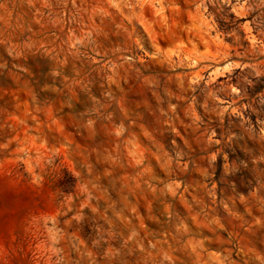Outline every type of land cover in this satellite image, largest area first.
Segmentation results:
<instances>
[{
  "label": "rangeland",
  "instance_id": "1",
  "mask_svg": "<svg viewBox=\"0 0 264 264\" xmlns=\"http://www.w3.org/2000/svg\"><path fill=\"white\" fill-rule=\"evenodd\" d=\"M0 264H264V0H0Z\"/></svg>",
  "mask_w": 264,
  "mask_h": 264
}]
</instances>
